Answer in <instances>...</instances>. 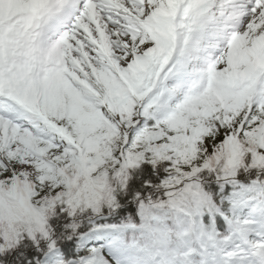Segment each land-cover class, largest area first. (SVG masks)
Returning <instances> with one entry per match:
<instances>
[{
  "label": "rangeland",
  "instance_id": "rangeland-1",
  "mask_svg": "<svg viewBox=\"0 0 264 264\" xmlns=\"http://www.w3.org/2000/svg\"><path fill=\"white\" fill-rule=\"evenodd\" d=\"M159 1L158 10L170 3ZM210 1L192 12L189 24L197 31L196 37L180 42L172 36L166 44L161 43L165 51L156 56L147 55L160 46L158 40L147 37L156 11L151 0H135L130 3L133 10L126 0L117 1V10L104 3L117 14L109 16L117 25H100L99 30L85 17L76 20L77 9L68 13L61 25L74 23L77 33L88 38L86 47L65 55L71 56L73 66L83 71L79 78L82 87L69 91L58 114L51 102L40 98L37 103L47 107L50 119L39 114L42 108L38 104L33 106L40 115L34 128L43 133V144L35 147V156L21 157L31 130L27 134L20 130L10 132L7 126L3 132L0 126V231L8 228L21 234L35 223L45 225L44 211L67 198H72L71 204L77 210L97 208L102 194L109 191L111 170H119L115 167V141L126 132L130 144L134 130L145 120V112H138L134 129L124 117L125 110H134L144 99L154 98L159 90L155 110L169 114L171 120L140 133L122 157L126 166L143 160L144 148H154L167 158L189 159L195 167L204 163L213 150L217 155L230 150L239 165L241 135L264 139V77L243 86L248 81L247 72L262 60L242 61L256 41L264 38V0L258 1L263 16L253 18L242 34L233 32V28L245 23L250 11H237L242 8L236 4L239 0ZM213 5L228 8L226 20H220L219 9L211 17L208 15ZM55 30L60 32L63 27ZM238 37L242 41L236 42ZM60 46V41H56L47 53L52 54ZM184 47L190 51L186 52ZM234 47L238 48L237 53L231 52ZM140 57L146 62L132 69ZM150 66H156L154 73L149 72ZM65 71L70 72L71 68ZM18 77L27 79L22 73ZM247 115L249 120L244 123ZM64 170L77 174L78 181L84 180V187ZM43 173H50V177L46 179ZM255 190L261 194L258 187ZM238 213L245 222L242 239L231 240L225 249L209 252L204 264H264V202L249 194ZM112 235L113 232L101 238L94 233L86 237L87 242L95 245L89 264H149L146 260L138 263L136 255L117 256L114 248L118 240ZM153 264L166 263L154 260Z\"/></svg>",
  "mask_w": 264,
  "mask_h": 264
},
{
  "label": "trees",
  "instance_id": "trees-1",
  "mask_svg": "<svg viewBox=\"0 0 264 264\" xmlns=\"http://www.w3.org/2000/svg\"><path fill=\"white\" fill-rule=\"evenodd\" d=\"M155 99L148 101L133 144L142 130L156 128L169 118L155 111L157 119L150 116V103L156 104ZM140 109L135 106L124 112L134 128ZM241 142V165H235L231 151L216 155L213 150L195 167L189 159L167 158L154 148H144L143 160L125 166L122 154L130 147L125 138L116 140L115 167L119 170H111L109 191L102 194L97 208L77 210L72 198H67L44 211L45 225L35 223L21 234L0 231V264H88L94 257V245L84 237L95 232L106 236V230H113L118 239L116 253L203 264L208 249L242 237L237 210L256 183L264 191V140L243 135ZM76 177L71 173V178ZM79 185L84 187V180Z\"/></svg>",
  "mask_w": 264,
  "mask_h": 264
},
{
  "label": "bare ground",
  "instance_id": "bare-ground-1",
  "mask_svg": "<svg viewBox=\"0 0 264 264\" xmlns=\"http://www.w3.org/2000/svg\"><path fill=\"white\" fill-rule=\"evenodd\" d=\"M117 1L0 0V126L3 132L7 126L10 132L20 130L21 133L27 134V130L32 131V134L27 135L28 141L23 149L22 158L35 156V147L43 144V133L37 131L33 125L38 123L39 114L48 119L51 118L47 107L37 103L38 100L44 98L51 102L54 111L58 114L69 91L82 87L79 78L83 71L80 70V67L73 66L70 60L71 56L65 57V55H71L77 48L86 47L88 38L77 33L74 23H68L65 27L61 25L62 22L66 21L67 15L72 9L77 8L79 10L76 20L85 17L97 27V30L100 29V25L101 27L115 26L117 25L116 21L110 19L109 16L117 17V14L113 13L112 9L104 3L117 10L115 8ZM126 1L130 4L135 0ZM208 1L210 0H171L165 8L158 10L152 19L150 33L147 37L158 40L160 46L147 55L156 56L164 52L165 49L161 47V43L165 42L166 44L172 38L173 33L180 42L194 39L197 31L189 24V21L192 20V12L202 5L206 6ZM258 1H239L243 7L238 10L250 11V16L245 23H238V28H233V32L244 33L253 18L263 16L260 12L262 7L259 6ZM151 4L158 7L160 1L151 0ZM130 6L133 10V6L131 4ZM60 26L63 27L62 31L55 30V27ZM88 36L90 37V35ZM242 39V37H238L236 42H240ZM56 41H60L61 49L57 48L52 54H48L47 48L53 47ZM62 50L65 51L64 54ZM184 50L190 51L187 47H184ZM231 52L237 53L238 48H231ZM30 53H33V56H29ZM24 55L25 57H23ZM256 58H260L262 61L247 72L248 81L243 82L244 87L252 85L259 76L264 77V38L256 41L253 50L244 56L242 61H251ZM58 60L60 61L58 62ZM145 60L140 57L132 69L144 65ZM68 67L71 68L70 72L65 71ZM155 69L156 66H150L149 72L154 73ZM19 73L25 74L27 79L22 80L18 77ZM107 79L111 80L112 78L108 75ZM88 96L90 100L93 99L92 95ZM228 96L230 95L228 94ZM35 104L42 108V113L38 114L33 109ZM33 115L36 116L33 117ZM39 124L43 125V122L40 121ZM43 176L48 179L50 173H43Z\"/></svg>",
  "mask_w": 264,
  "mask_h": 264
}]
</instances>
